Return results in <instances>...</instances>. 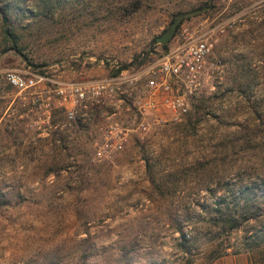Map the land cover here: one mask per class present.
Returning a JSON list of instances; mask_svg holds the SVG:
<instances>
[{
  "label": "rangeland",
  "instance_id": "1",
  "mask_svg": "<svg viewBox=\"0 0 264 264\" xmlns=\"http://www.w3.org/2000/svg\"><path fill=\"white\" fill-rule=\"evenodd\" d=\"M192 37L213 45L187 112L141 115L130 77ZM121 73L120 93L57 103ZM262 246L264 0H0V264H258Z\"/></svg>",
  "mask_w": 264,
  "mask_h": 264
},
{
  "label": "built area",
  "instance_id": "2",
  "mask_svg": "<svg viewBox=\"0 0 264 264\" xmlns=\"http://www.w3.org/2000/svg\"><path fill=\"white\" fill-rule=\"evenodd\" d=\"M211 37L186 38L169 47L157 60L149 63L130 77L141 79L137 92L133 93V106L142 115L149 112L156 121H177L187 112L192 96L203 83L206 57L212 50ZM7 79L18 88L35 85L43 77L28 73L21 75L8 72ZM123 74L114 78L93 80L88 84L72 82L65 90L63 85H57V103L63 104L67 99L75 105L88 94L122 92ZM69 116L73 110L67 111ZM141 125L142 122H140ZM124 127L117 122L110 124L103 140L95 149V156L104 157L111 154L124 138Z\"/></svg>",
  "mask_w": 264,
  "mask_h": 264
},
{
  "label": "trees",
  "instance_id": "3",
  "mask_svg": "<svg viewBox=\"0 0 264 264\" xmlns=\"http://www.w3.org/2000/svg\"><path fill=\"white\" fill-rule=\"evenodd\" d=\"M199 8V7H198ZM198 8H195V9H192V10H190V11H195L196 9H198ZM190 11H179V12H176V14L169 20V22L167 23V25L164 27V28H162V30L158 33V34H156L155 36H154V39L155 40H159V41H161L162 43H166L172 36H173V34L175 33V31H176V28H177V26L179 25V23H180V21L185 17V15H187ZM6 31H8V30H6ZM165 46V45H164ZM10 48H15V49H18L17 47H16V44H15V42H11V44H10ZM240 215H242V213L240 214ZM232 221L233 222H231V226H234L235 225V223H236V219H232ZM185 240H187L186 239V236H185V234L182 232V231H180V240H179V245L180 246H185ZM264 256V246H262L261 248H259V250H258V256L257 257H259V259H258V264H264V258L262 257V256ZM191 261V258H188L187 260H186V263H189ZM256 262V261H255ZM245 264H253V261L251 260V258H248V261L245 263Z\"/></svg>",
  "mask_w": 264,
  "mask_h": 264
}]
</instances>
